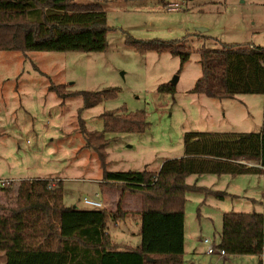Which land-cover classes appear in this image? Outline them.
I'll use <instances>...</instances> for the list:
<instances>
[{
  "label": "rangeland",
  "instance_id": "1",
  "mask_svg": "<svg viewBox=\"0 0 264 264\" xmlns=\"http://www.w3.org/2000/svg\"><path fill=\"white\" fill-rule=\"evenodd\" d=\"M100 5L110 28L105 52L0 51V186L10 188L0 192V205H15L20 181L44 179L62 182L67 207L99 209L83 199L98 194L103 201L110 186L102 185L104 163L86 146L79 117L88 131L100 132L107 111L145 112L146 131L106 135L111 139L105 161L110 172H158L165 161L184 157L187 133L262 130L263 94L218 99L192 90L202 74L203 47L264 48V0H107ZM125 33L143 41H180L191 51L190 59L182 66L167 51L139 53ZM162 85H173L175 92H160ZM52 86L75 95L63 99ZM103 90H115V95L81 110L78 92ZM187 182L206 189L186 196L189 257L196 264H258L256 255H208L201 240L220 243L224 213L264 211L261 176L192 175ZM112 188L132 211L119 225L110 219L109 234L115 243L137 247L141 214L134 211L141 210V198ZM212 190L228 196L219 199ZM5 262L0 253V264Z\"/></svg>",
  "mask_w": 264,
  "mask_h": 264
},
{
  "label": "trees",
  "instance_id": "2",
  "mask_svg": "<svg viewBox=\"0 0 264 264\" xmlns=\"http://www.w3.org/2000/svg\"><path fill=\"white\" fill-rule=\"evenodd\" d=\"M107 0H0V51L105 52L108 49ZM126 42L139 53L167 51L183 66L191 51L180 41L137 40L125 33ZM201 77L195 94L234 98L241 94L264 95V48L222 44L200 50ZM66 99L75 94L50 88ZM160 92L174 93L173 85ZM83 109H90L115 90L78 92ZM107 111L102 131H88L79 117L86 146L103 164L102 185L139 195L141 242L137 247L115 243L108 231L110 219L124 220L128 212L119 205L79 210L64 204L60 180H22L15 205H0V253L5 264H184L185 204L192 175H264V123L260 132L187 133L184 157L165 161L158 172H110L105 167L107 134L142 133L149 128L143 111ZM81 112V111H80ZM115 139V138H113ZM245 162V163H243ZM252 164V165H249ZM55 182L51 186V182ZM1 185V184H0ZM0 186V192L9 193ZM219 199L226 192L209 191ZM221 241L227 255H256L264 264V212H228L222 217Z\"/></svg>",
  "mask_w": 264,
  "mask_h": 264
},
{
  "label": "crops",
  "instance_id": "3",
  "mask_svg": "<svg viewBox=\"0 0 264 264\" xmlns=\"http://www.w3.org/2000/svg\"><path fill=\"white\" fill-rule=\"evenodd\" d=\"M256 47V45H252V47ZM261 178L263 179V182H264V175H260ZM30 180H33V179H30ZM263 194H264V191H263ZM123 195V193H122ZM86 198V197H85ZM99 195L96 194L95 195V200L97 201H100L102 202V204L105 206L104 209L109 211V212H115L118 208V206L120 205L121 208L128 212L127 215L125 217H128V215L131 213L132 209L129 208L128 206H125L124 203H122V199H118L115 194H114V191H113V188L110 186L109 188L106 189V193H105V198L104 200H99ZM140 210H135L134 212L136 213H139ZM264 212V211H262ZM121 220H117L115 221V224L116 225H119ZM187 239H188V228H187V223H186V220H185V255H184V264H196L194 261H193V258H190L188 253H187ZM216 246L218 245L216 242H213ZM125 246V245H123ZM215 257L219 258V259H222L218 256L215 255ZM5 264V263H4ZM213 264H217L216 262L213 263Z\"/></svg>",
  "mask_w": 264,
  "mask_h": 264
},
{
  "label": "built area",
  "instance_id": "4",
  "mask_svg": "<svg viewBox=\"0 0 264 264\" xmlns=\"http://www.w3.org/2000/svg\"><path fill=\"white\" fill-rule=\"evenodd\" d=\"M243 163H245V162H243ZM249 165H252V164H249ZM1 184H2V186H4V182H2ZM54 185H55V182L54 181L51 182V186H54ZM83 203L90 208L104 209V207H105L102 204V202L97 201L93 198H89V197L84 198ZM201 242L206 246V253L208 255H216L222 259H225L228 256L227 253L223 249L218 248L211 240L203 239V240H201Z\"/></svg>",
  "mask_w": 264,
  "mask_h": 264
},
{
  "label": "water",
  "instance_id": "5",
  "mask_svg": "<svg viewBox=\"0 0 264 264\" xmlns=\"http://www.w3.org/2000/svg\"><path fill=\"white\" fill-rule=\"evenodd\" d=\"M200 31H203V30H200ZM177 79H178V78H175V79L173 80V82H172V84H173V85H175V84H176V82H177Z\"/></svg>",
  "mask_w": 264,
  "mask_h": 264
}]
</instances>
